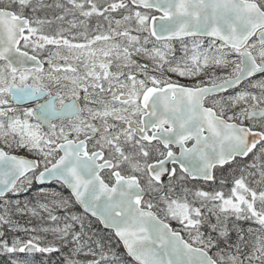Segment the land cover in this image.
Here are the masks:
<instances>
[{
  "label": "snow or ice",
  "instance_id": "6c2138e0",
  "mask_svg": "<svg viewBox=\"0 0 264 264\" xmlns=\"http://www.w3.org/2000/svg\"><path fill=\"white\" fill-rule=\"evenodd\" d=\"M0 264H264V0H0Z\"/></svg>",
  "mask_w": 264,
  "mask_h": 264
}]
</instances>
